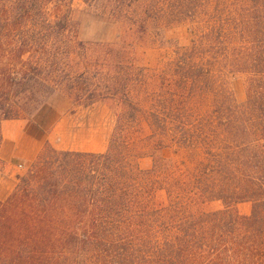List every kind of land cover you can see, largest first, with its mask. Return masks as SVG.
<instances>
[{
  "label": "trees",
  "instance_id": "trees-1",
  "mask_svg": "<svg viewBox=\"0 0 264 264\" xmlns=\"http://www.w3.org/2000/svg\"><path fill=\"white\" fill-rule=\"evenodd\" d=\"M71 1L0 0V146L57 95L115 124L102 152L44 145L0 200V264H264V0H82L124 29L93 42ZM149 20L188 31L151 73L133 48Z\"/></svg>",
  "mask_w": 264,
  "mask_h": 264
},
{
  "label": "rangeland",
  "instance_id": "rangeland-1",
  "mask_svg": "<svg viewBox=\"0 0 264 264\" xmlns=\"http://www.w3.org/2000/svg\"><path fill=\"white\" fill-rule=\"evenodd\" d=\"M69 15L77 25L78 38L84 42L112 41L118 39L124 31L122 26L106 22V16L100 8L90 6L82 0L71 1ZM187 32L186 26L149 20L144 33L134 40V53L139 64L149 69L150 73L156 71L171 54L169 48L159 44L161 36L174 39L186 37ZM227 85L237 102L245 100L244 75H229ZM115 120L114 110L102 101L79 106L64 96L57 95L42 105L30 119L2 122L0 200H4L11 193L46 143L57 150L102 152L107 148ZM141 127L147 132L144 121L141 122ZM32 155L33 158L28 160L27 157ZM162 155L176 157L170 149H164ZM151 161L150 157L145 156L140 160V166L149 168ZM218 207L217 203H212L204 209ZM237 210L241 214H247L250 205L240 204Z\"/></svg>",
  "mask_w": 264,
  "mask_h": 264
},
{
  "label": "crops",
  "instance_id": "crops-1",
  "mask_svg": "<svg viewBox=\"0 0 264 264\" xmlns=\"http://www.w3.org/2000/svg\"><path fill=\"white\" fill-rule=\"evenodd\" d=\"M100 152H101V151H100ZM34 156H35V154H34ZM27 158H28V160H29V159H32V158H33V155H32V157L28 156Z\"/></svg>",
  "mask_w": 264,
  "mask_h": 264
}]
</instances>
